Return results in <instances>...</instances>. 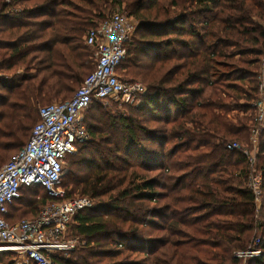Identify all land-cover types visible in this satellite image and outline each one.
<instances>
[{
  "label": "trees",
  "instance_id": "trees-1",
  "mask_svg": "<svg viewBox=\"0 0 264 264\" xmlns=\"http://www.w3.org/2000/svg\"><path fill=\"white\" fill-rule=\"evenodd\" d=\"M116 11L138 22L118 69L146 91L129 115L85 124L77 169L61 182L65 197L77 191L93 205L71 226L83 243L53 263L264 264V129L258 211L249 156L227 147L248 141L239 112L252 107L239 100L257 89L264 0H0V165L26 144L39 107L68 100L94 69L84 36ZM140 110L162 124L145 126L132 115ZM49 200L23 189L5 218H33ZM254 248L258 256L236 255Z\"/></svg>",
  "mask_w": 264,
  "mask_h": 264
},
{
  "label": "built area",
  "instance_id": "built-area-1",
  "mask_svg": "<svg viewBox=\"0 0 264 264\" xmlns=\"http://www.w3.org/2000/svg\"><path fill=\"white\" fill-rule=\"evenodd\" d=\"M130 35L129 19L120 11L87 31L84 42L95 49L94 69L68 100L39 107V120L28 141L12 160L0 167V253H17L32 264H54L53 254L67 256L83 243L79 237L67 238L66 235L76 214L92 206L93 200L88 196L65 197L60 180L66 156L89 139L82 115L92 102L121 99L133 103L145 93L142 84L122 80L117 71L125 59ZM227 147L237 148L238 144ZM249 160L252 163L251 156ZM260 186L261 177L252 175L249 187L255 202ZM38 187L51 200L44 203L33 218L9 222L5 216L22 190ZM259 254L256 248L236 252L244 258Z\"/></svg>",
  "mask_w": 264,
  "mask_h": 264
},
{
  "label": "rangeland",
  "instance_id": "rangeland-1",
  "mask_svg": "<svg viewBox=\"0 0 264 264\" xmlns=\"http://www.w3.org/2000/svg\"><path fill=\"white\" fill-rule=\"evenodd\" d=\"M125 12V11H124ZM126 13V12H125ZM129 19V25H130V30L131 32H133L135 26L138 24V22L132 18V17H128ZM139 34V33H138ZM90 47V46H89ZM93 51L94 48L90 47ZM251 68H254V72L256 74L255 80H256V88L254 91L252 89H250L253 92V98L250 99L249 101L247 100H239L240 103L244 104L245 102L248 103V105H251V109H247L245 110V112H239V114L241 116H245L250 118V121H247L248 125H249V137H248V141L244 144H242L243 147H240L238 144L237 148H241V150L245 151L247 156H251L252 158V168H253V175H259L261 177V173L260 171L257 169V164H258V160L256 159V155L259 152V137H260V130L264 129V50L262 55L260 56V61L258 64L251 66ZM118 73L122 76L123 79L130 81V77L126 74H124V72H122L118 69ZM3 77V74L0 73V77ZM5 76V74H4ZM131 81H137L140 84H142L144 87L145 85L139 81L138 79L136 80H131ZM247 87V85H245ZM145 91H146V87H145ZM139 97L138 99L134 100L133 103H125L122 102L121 99L115 101V100H107L104 102H101L100 104L97 102H94L91 106L90 109L86 110L83 115H82V121L87 125H91L93 123H95V120H97V118L101 115V117L103 119H105V122L108 123L110 120L113 119H118L121 115H129L131 113V110L134 108V106L139 105L140 101H139ZM61 100H57V101H51V102H59ZM100 105V107L97 104ZM41 107V106H40ZM132 115L135 118H138L139 120H141L145 126H148L149 128L151 127H158L162 124V120H160V118H154L151 115L146 114L144 111L140 110V111H133ZM99 123V122H98ZM88 126V125H87ZM254 129V130H253ZM253 130V131H252ZM142 146L145 147H149V148H156V146H153L154 144L151 143L150 141L143 139L142 140ZM171 146V142H167L165 144V150H168V148ZM78 149L76 148L75 150V154L73 156H69L66 161H65V167H64V173L67 172V170H76L78 164L73 162L71 163V160H76V158H79V156L81 155L79 152H77ZM16 154H14L15 156ZM10 157L7 160H5L1 165H4L5 163L9 162L10 160H12V158L14 157ZM260 163V162H259ZM62 175V176H63ZM62 178V177H61ZM63 182H61L60 180V187L62 189H64V186H67V184H64L63 186ZM68 188H71L70 186H68ZM34 195V197L36 196V198H41L43 195V192L41 190L36 191L35 193L33 192H27L25 191L22 195V202H17L15 204L18 206L19 204L22 205V207H20V209L24 210L26 208V206L24 205V202L26 201L25 199H31L32 196ZM73 195L79 196L80 194L76 191L75 193H73ZM262 191L260 190V192L257 195V201H256V207L255 210L258 211L261 209V204H262ZM24 198V199H23ZM15 207L13 208V211L15 209ZM18 207V210H20ZM27 209V208H26ZM19 215L16 213L15 214V218H20V219H24V218H28L30 216H32L31 212L30 213H20ZM67 238H72L75 237V235L73 234L72 230L69 229L67 235ZM250 255L245 256V258H247ZM0 264H30L28 262H26V260L24 259V257H22L21 255L14 253V252H2L0 253Z\"/></svg>",
  "mask_w": 264,
  "mask_h": 264
}]
</instances>
